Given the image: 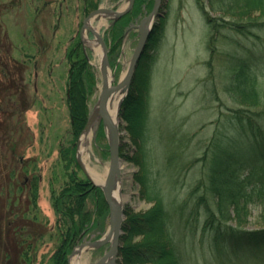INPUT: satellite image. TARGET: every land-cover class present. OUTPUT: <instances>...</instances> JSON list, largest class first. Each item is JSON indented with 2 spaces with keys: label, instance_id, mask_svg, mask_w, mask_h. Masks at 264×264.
<instances>
[{
  "label": "trees",
  "instance_id": "trees-1",
  "mask_svg": "<svg viewBox=\"0 0 264 264\" xmlns=\"http://www.w3.org/2000/svg\"><path fill=\"white\" fill-rule=\"evenodd\" d=\"M20 1L25 3L24 0L0 1V264H68L73 249L81 244L85 236L97 229L104 233L109 211L103 191L88 179L76 158L77 140L88 121L89 98L95 90L96 77L89 63L88 50L83 47L80 33H77L72 36L65 57L69 68L64 100L70 126L67 136L57 146V158L48 184L55 216L53 232L47 227L48 223L41 222L36 217L37 213L28 216V208L24 207L26 202H20L14 207L9 204L11 199L5 197L9 190L12 194L14 183L11 179L20 171L17 163L20 159L24 162V158H21L23 155L19 156L23 154L21 147L23 143L31 146L34 137L26 123V110L31 109L34 101L30 97L33 105L29 100V104L24 107L17 100H21V96L27 92L24 71L28 69L34 55L29 54L24 45L19 47L22 58L14 57L17 46L10 40L1 21L4 14L19 5ZM56 1L42 0L41 9L36 7V20L41 21L43 18V22L42 25L35 24L32 27L31 38L41 39L39 37L47 35L44 29L49 26L48 20L62 17L65 8L62 5L72 3L71 0H62L58 11ZM147 1L135 0L132 10L112 23L110 35L114 43L109 49L110 57L114 54L113 50H117L116 45L122 40L124 30L141 13V3ZM196 2L201 9L207 10L205 15L207 12L215 13L207 18L212 36L214 33L219 34L220 28H227L244 38L262 39L256 32L264 31V0ZM100 3L101 0H79L78 5H70L69 8L72 12L79 10L84 18L96 10ZM47 28L55 29L52 25ZM35 45L39 50L38 56L48 50L40 41ZM252 58L251 55L229 56L227 63L230 83L226 91L239 107L228 112V116L225 115V127L221 129L218 126L202 157L187 162V169L202 163L203 180L191 188L185 197L170 198L172 200L169 203L155 187L158 178L156 173L160 172L153 169L158 164L152 154L149 137L148 78L143 80L141 92L138 91L131 99V89L126 96L122 110L127 107L129 109L124 118L128 120V128H131L136 146L137 181L142 196L155 202V206L148 215L135 212L126 214V234L121 237L120 246L123 264H183L184 255L178 244L177 234L181 228L194 229L200 225L204 232L210 234L212 245L217 249L232 246L234 251L257 250L264 246V228L250 230L244 227L250 217V205H261L264 208V112L253 111V107L261 102V91ZM100 135H103L101 130ZM175 142L173 137L169 140V145H166L162 164H166L168 168L179 164L175 168L180 171L186 151L181 148L184 144L182 139L178 141L183 143L179 146ZM9 152L10 158L7 160L6 154ZM2 156H6L5 164L4 159L1 160ZM5 168H10V171ZM38 182L39 179L35 177L28 187H18L21 191L28 189L29 201L34 208L38 205ZM138 235L144 237V242L133 241ZM99 237L100 235L95 239ZM46 238L53 245L44 249L42 247L46 244Z\"/></svg>",
  "mask_w": 264,
  "mask_h": 264
},
{
  "label": "rangeland",
  "instance_id": "rangeland-1",
  "mask_svg": "<svg viewBox=\"0 0 264 264\" xmlns=\"http://www.w3.org/2000/svg\"><path fill=\"white\" fill-rule=\"evenodd\" d=\"M0 1L4 3L11 0ZM61 1H56L58 11ZM71 1L72 3L69 2L71 6L79 4V0ZM162 1L160 11L162 15L157 17L155 26V28L158 27L157 31L152 32L153 36L151 35L149 42H147L148 45L138 64L134 81L130 85L128 93L124 94L125 97L118 107L119 111L116 117L121 142L119 149L121 157L120 170L122 171L120 194L123 199L124 222L127 213L135 212L148 215L151 214L155 206V202L148 201L142 196L137 181L136 146L134 145L131 128H128V120L124 118L127 117L129 109L127 107L122 110V107H124L123 102L131 89L132 99L134 95L138 94V91H142L143 80L146 81V78H148L149 84L147 85H150L148 95L150 109V116H148L149 137H151V148H153L152 154L157 159L158 164L154 160L157 166L153 169L160 172L159 174L156 173L158 178L155 181V187L167 203L174 197H178V199L185 197L191 188L203 180L204 169L202 163L199 162L191 169H187V162L202 157L206 145L214 136L218 126L221 129L225 127V115L228 116V112H232L239 107L230 93L226 91L230 83L229 64L227 63L229 56L235 54L237 56H253L252 63L253 66L256 65L255 69L258 73L261 91V102L253 107V111L258 112L261 110L264 112V31L256 32L262 38L260 41L238 36L227 28H220L219 34L214 33L212 36L207 18L212 17L215 14L214 12H207L205 15L206 9H201L196 0ZM24 2L26 3V0ZM147 2L141 3L143 7L141 13L124 30L122 40L118 44L116 43L117 50H113L114 54L111 57L109 56V49L114 42L112 35H110V27L114 21L113 15L107 16L105 14L104 16L100 14L93 21L92 25L95 28L98 27L100 22H106L98 28V33L106 41L108 47V71H110L111 83L114 86L126 75L136 43H138L139 30L135 26L139 25V22L153 11L156 1L148 0ZM25 3L23 4V1H20L19 5L15 8L12 7L4 14L1 21L4 30L8 31L10 40L17 46L14 49V57L16 59L22 58L23 54L19 51V47L24 45L29 54L34 55L28 69L24 71V81L28 84L27 92L24 96H21V100L17 98L24 107L31 102L30 97L34 101V105L31 102V105H33L31 109L26 110V123L34 137L31 146L23 143L21 147L23 154H19V156L23 155L21 158H24V162L21 159L19 163L15 162L20 171L16 177L13 176L11 179L14 183L11 189L12 194L9 190L8 196L5 197L11 199L9 204L14 207L20 202H26L24 207L28 208V216L37 213L36 217L41 222L48 223L47 227L55 232V216H53L54 211L48 184L50 173L57 158V146L67 136V130L70 126L68 108L66 100H64L69 68L65 57L72 36L83 30L81 25L86 16L82 18L79 10L72 12L69 8L70 5L65 3L62 5L63 8L65 6L62 17L58 16L56 20L50 18L47 22L49 26L52 25L55 29H48L49 26H47L44 29L47 35L39 37L41 39L31 38L32 27L35 24L42 25L43 18L41 21L36 20L35 11H37V6L41 9L43 2L42 0H28ZM129 3L130 0H101L99 7L107 8L110 11H122L129 6ZM54 22L56 25H53ZM131 27L132 29H130ZM82 36L80 38L83 40V47L88 50L89 63L93 67L96 77L95 90L89 98L88 109L90 110L89 114H92L97 108L98 97L102 90L101 87H103L102 73L99 66L104 50L99 43L100 54L96 51L95 44H91L97 39V36L90 30L86 31L84 29ZM29 41H34V43L31 44ZM38 41L43 44L42 46L48 48L40 56H38V47L35 45ZM131 99L129 102H131ZM94 127L91 138L88 140L89 142L82 154V162H84L87 170L89 168L100 174H107L110 165L109 160L111 159L109 134L103 123L98 126L95 124ZM100 130L103 135L99 136ZM83 131L77 141H80L85 134ZM173 137L176 140V146L184 143L181 148L186 151L180 171L175 168L179 164L174 165L173 168H168L166 164H162L164 149ZM181 139L183 143L180 144L178 141ZM2 150L4 151V149ZM251 151L250 153L253 154ZM6 155L7 160H9L10 152ZM3 159L5 164L6 156H2L1 160ZM35 160L36 162H34ZM157 168L164 169L158 170ZM5 169L10 171V168ZM35 177L39 179L37 184L39 186V197L36 208L29 201L28 189L18 190L19 185L28 187ZM92 207L91 204L90 208ZM109 222L108 211L104 233L103 230L97 229L91 235L85 236L81 243L93 241L98 235H100L98 239L102 238L108 231ZM244 227L250 230L264 228V208L261 205H250V217ZM125 234L123 225L121 237ZM177 239L184 255L183 264H264V246L259 247L257 250L242 249L234 251L232 246L227 247L229 250L224 246L217 249L212 245L210 234L204 232L201 225L194 229L191 227L181 228L179 234H177ZM144 240L141 235L133 238V241L138 242H144ZM119 244L121 246V240ZM52 245L53 242L47 240L42 248L45 249ZM109 247L110 243L102 247L91 248L80 254L81 260L85 264H96L102 255L109 250ZM117 264H123L120 250Z\"/></svg>",
  "mask_w": 264,
  "mask_h": 264
},
{
  "label": "water",
  "instance_id": "water-1",
  "mask_svg": "<svg viewBox=\"0 0 264 264\" xmlns=\"http://www.w3.org/2000/svg\"><path fill=\"white\" fill-rule=\"evenodd\" d=\"M135 0H130L129 6L126 9H123L122 11H110L107 8L100 7L94 11H92L88 16L84 19L83 23V30H81V36L83 35L84 29L87 25L88 22H93L97 16L100 14H105L107 12H112L113 14V20L116 21L120 19L123 15L127 14L134 5ZM155 6L153 8V11L146 17H144L140 22L139 25L135 26V28H138L139 30V40L138 43H136V48L134 50V53L132 54V59L128 68V71L126 75L122 78L121 81H119L115 86L110 83V85H107L105 83L106 76H107V70L109 66L108 62V47L103 39L99 35L98 32H96L94 29H89L95 36L98 37V42L101 44L100 46H103L104 50V59H103V64H102V78H103V87L100 93V96L98 97V105L96 110L89 115L88 121L86 123V126L84 128L83 133H87L92 129L94 124H97V126L100 123L104 124V127H106L107 132L109 134V140H110V146H111V159L110 165L108 168V172L105 177V181L103 185H99L94 182L92 177L90 176L89 172L87 171V168L82 162V156L79 154V150L76 151V158L77 162L82 168L83 172L86 174V176L93 182L95 186H99L103 193L104 197L106 200V203L109 207V217H110V222H109V228L108 231L105 233V235L94 241H88L86 243H83L76 247L73 252L71 253V256L69 257V264H71V260L74 258L76 254H79L82 250L89 249V248H96V247H102L105 246L106 244L110 243L109 250L106 251L105 254L102 255V257L98 260L96 264H117V259L119 255V250H120V240H121V235L123 231V225H124V219H125V213L124 211V206L121 203L120 205L115 202L114 199V191L117 190V184L120 183V180L122 178V171L121 169V157H120V133L118 125L116 123H113V121L110 119L107 111V105L108 101L110 100V97L115 93V92H123L125 95L128 93L130 89V85H132L135 74L138 68V64L140 63V60L145 53V50L147 48V45L149 42V39L152 35V32H154V28L156 26V21L157 17L161 16V7L163 4L162 0H155ZM132 29V27L130 28ZM123 95L122 101L125 97ZM80 147V141H78L77 148L79 149Z\"/></svg>",
  "mask_w": 264,
  "mask_h": 264
},
{
  "label": "bare ground",
  "instance_id": "bare-ground-1",
  "mask_svg": "<svg viewBox=\"0 0 264 264\" xmlns=\"http://www.w3.org/2000/svg\"><path fill=\"white\" fill-rule=\"evenodd\" d=\"M107 16H111L112 12H107L105 13ZM105 14H103L105 16ZM113 15V14H112ZM93 23L91 22H88L86 27H85V30L88 31L89 29H94L96 32H98V28L103 26V24H106L105 21H102L98 24V27L95 28L93 25ZM89 42V41H88ZM91 43V42H90ZM95 44L94 46H96V51L98 53H100V50L98 49L99 46V42H98V37L95 41H93L91 44ZM101 54V53H100ZM103 59H104V56H103V53L101 55V64H100V68L102 70V64H103ZM102 72V71H101ZM110 71L107 70V76H106V80H105V83L107 85H110L111 81H112V77H110ZM103 79V78H102ZM123 95L124 93L123 92H115L111 97H110V100L108 101V105H107V111H108V115L110 117V119L113 121V123H116L117 124V116H118V111H119V106H120V103H121V100L123 98ZM95 124L93 125L92 129H90L89 132L85 133L81 140H80V147H79V154L80 156H82L83 152H84V149H85V146L88 144V140H90L91 138V135H92V132L94 130V127ZM90 174V176L94 179V182H96L97 184H100V185H103L105 181V177H106V174H100L98 172H95V170L93 169H89L87 170ZM117 190L114 191V199H115V202L118 203L119 205L122 203L123 204V199H122V196L120 194V183L117 184ZM91 249V248H89ZM89 249H85V250H82L79 254H76L75 256H73L74 258L71 260V264H85L84 261L81 260V257H80V254L83 253V252H86L88 251Z\"/></svg>",
  "mask_w": 264,
  "mask_h": 264
}]
</instances>
